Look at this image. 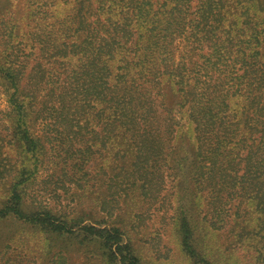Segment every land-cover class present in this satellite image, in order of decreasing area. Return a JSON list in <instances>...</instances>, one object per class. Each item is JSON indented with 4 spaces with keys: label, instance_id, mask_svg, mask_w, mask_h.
Here are the masks:
<instances>
[{
    "label": "trees",
    "instance_id": "1",
    "mask_svg": "<svg viewBox=\"0 0 264 264\" xmlns=\"http://www.w3.org/2000/svg\"><path fill=\"white\" fill-rule=\"evenodd\" d=\"M58 2L70 3L69 11L62 18L55 10L52 26L35 33L32 67L0 69L23 153L0 201V221L12 217L22 226L0 236V264H43L45 255L19 236L26 226L45 241L39 249L48 264L70 260L55 238L73 240L82 252L99 249L106 264H141L131 237L106 221L134 191L148 207L176 194L185 168L196 200L201 191L208 199L199 211L208 229L239 223L240 204L264 184V0ZM177 36L178 60L168 47ZM40 123L57 136H41L34 130ZM186 126L189 148L179 151L171 141ZM93 153L110 163L88 168ZM51 155L64 163L51 193L94 195L106 221L28 192ZM184 211L176 217L179 242L189 260L208 264L195 245L198 219Z\"/></svg>",
    "mask_w": 264,
    "mask_h": 264
},
{
    "label": "rangeland",
    "instance_id": "2",
    "mask_svg": "<svg viewBox=\"0 0 264 264\" xmlns=\"http://www.w3.org/2000/svg\"><path fill=\"white\" fill-rule=\"evenodd\" d=\"M66 5L59 4L58 0L54 3L52 0H0V69L5 64L12 63L15 68H21L27 72L35 63L39 53L38 48L35 47L37 46L35 42L38 41L35 33L41 32L44 26L47 29L52 26L55 18L52 15L55 10L59 17L64 16L69 11L70 3ZM261 5L264 9V3L259 6ZM27 30L33 33H27ZM180 41L181 39L177 36L168 44L176 60L182 49ZM3 81L5 80L0 73V201H2V188H6L15 175V168L20 163V159L23 158L21 148L17 147V135H14L13 131L15 116L9 105L8 91ZM41 126V123L34 125V130L41 136L46 133L48 136H57L56 133L41 129ZM58 130H61V127ZM184 131L179 141V132L171 141L173 145H177L179 151L189 148L188 136L192 135L190 126H186ZM108 163H110L109 155H106L104 160L98 153H93L87 167L96 169L99 165ZM63 164L59 157L51 155L46 165L35 176L34 182L30 184L28 192L31 191V195L37 196L43 202L54 204L53 201L58 200L57 206H63L67 210H71L73 206L80 208L82 212L87 209V214L92 218L106 221L107 218L99 212L97 201L92 194L88 199L82 190L76 189V195L73 194L71 197L62 189H58L54 197L51 193L53 191L52 180L56 174L61 173ZM185 169V171H178L177 187H173L176 194H168L170 197L160 199L158 203L148 207L141 201L138 191H134L131 198H125L123 207L116 206L113 209L112 219H107L106 223L121 226L125 230L124 238L131 237L134 251L139 256L141 264H196L188 259L179 242L176 217L180 210L184 209L186 216L193 212L198 219L195 245L208 264H264V184L249 190L251 195L240 204L242 217L239 223L228 220L224 228L211 230L207 227L208 223L202 219V212H199L207 209L208 199H203L205 193L201 191L200 197L196 200L193 182L188 175V168ZM170 180L169 178L167 180L168 187L171 184ZM70 188L73 189L74 186ZM95 189L96 187L93 191ZM99 190L97 189V192ZM165 193L164 190L162 194ZM76 200L82 204H75ZM237 202L238 198L235 197L228 204L231 210ZM136 214L141 215V218L136 217ZM19 225L22 226L18 222L15 223L12 217L5 221L1 220L0 236L4 232H19L21 228ZM31 231L32 229L26 226V229L22 231L26 233H20L19 236L26 234L30 239L27 245L34 248V251L42 252L45 255L43 264H48L47 254H44L45 249L42 251L39 249L45 241L39 234H31ZM52 244L56 248L63 245L70 249L68 252L70 260L66 264H106L102 251L95 247H91L89 252H82L80 249L82 245L78 246L73 240L61 238H55ZM91 251L94 253L91 254Z\"/></svg>",
    "mask_w": 264,
    "mask_h": 264
}]
</instances>
